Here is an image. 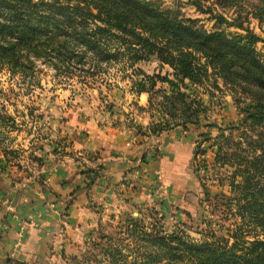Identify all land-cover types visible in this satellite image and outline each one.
Returning <instances> with one entry per match:
<instances>
[{
	"label": "rangeland",
	"instance_id": "374dc122",
	"mask_svg": "<svg viewBox=\"0 0 264 264\" xmlns=\"http://www.w3.org/2000/svg\"><path fill=\"white\" fill-rule=\"evenodd\" d=\"M159 1L196 20V25L206 31L213 30L216 14L231 23L234 19L244 22L245 28L260 37L255 48L264 61V19L253 18L254 9L248 5L224 11L213 5L214 0ZM221 28L231 35L247 34L236 26L223 24ZM71 47L75 54L84 52L83 48ZM118 58L105 62L94 53H87L83 60L69 55L63 58L67 63L58 62V70L50 63L56 61L54 57H44L35 61V73L27 79L13 76L7 68L0 69V206L11 203L13 193L30 191V196L50 204L63 201L66 210L62 215H68L80 192L91 189L105 175L107 161L123 155L130 163L132 179L124 185L138 194L119 192L121 203L114 201L110 206L88 201L80 217L87 219L79 223L76 219L71 228L75 240L54 264H141L147 253L156 250L131 234L133 223L138 221L150 229L154 226L167 233H184L199 242L208 240L212 233L228 238L235 228L212 207L201 206L205 196L200 177L206 179L212 195H229L227 184L217 181L224 169L214 167L215 143L222 129L228 134L227 127L242 118L239 107L253 106V101L224 87L222 81L221 92L210 84L197 87L186 81L188 89L179 84L180 89L202 104L201 124L180 125L154 134V125L163 119L160 104L172 90L169 83L156 77L176 82L174 72L155 57L135 68L126 55ZM94 130L121 132L120 141L131 153L119 154L116 140L109 143L111 149L88 151L84 145L87 139L95 138ZM75 142L80 146L73 147ZM175 145L183 155L165 159L163 152L167 154ZM60 168L73 170V177L81 175L85 185L60 195L51 178ZM69 181L59 184L64 188ZM48 193L55 200L50 201ZM23 222L30 223L27 218ZM7 262L24 264L15 259Z\"/></svg>",
	"mask_w": 264,
	"mask_h": 264
},
{
	"label": "trees",
	"instance_id": "16d2710c",
	"mask_svg": "<svg viewBox=\"0 0 264 264\" xmlns=\"http://www.w3.org/2000/svg\"><path fill=\"white\" fill-rule=\"evenodd\" d=\"M213 5L224 11L248 5L253 18L264 19V0H214ZM214 19L213 30L206 31L159 0H0V69L15 77L33 76L35 61L44 57H54L50 63L61 70L58 62L67 63L64 57L83 60L87 53L105 62L126 55L133 68L151 57L169 66L176 82L156 77L172 90L160 104L163 119L154 125V134L201 124L202 104L180 89H188L186 81L197 87L210 84L219 92L222 81L253 101V106L239 107L242 118L227 127L228 134L222 129L215 143L214 167L224 169L217 181L227 184L229 195H212L200 177L201 206L230 220L232 235L212 233L199 242L138 221L131 234L156 250L141 264H264V61L255 48L260 37L238 19L231 23L222 14ZM223 24L247 34H227ZM71 46L84 52L75 54Z\"/></svg>",
	"mask_w": 264,
	"mask_h": 264
},
{
	"label": "crops",
	"instance_id": "0c3cea01",
	"mask_svg": "<svg viewBox=\"0 0 264 264\" xmlns=\"http://www.w3.org/2000/svg\"><path fill=\"white\" fill-rule=\"evenodd\" d=\"M95 131V138L87 139L84 148L88 151H103L111 149L110 142L115 140L119 142L116 145V150L122 155L131 153V149L125 145L120 136L122 133L117 131ZM101 134V135H100ZM114 134V137L111 135ZM95 143V144H94ZM79 143L75 142L73 147ZM167 150V156L183 155L179 147ZM111 151H114L113 149ZM138 151L137 148L134 149ZM107 151L102 154L105 157ZM110 153L109 155H111ZM116 154V153H115ZM123 158V159H122ZM130 163L125 160L123 155L119 158H113V161H107L105 175L100 178L91 189L85 192H80L79 198L75 201L74 205L68 211V215H62L66 210V204L63 201H56L55 196L52 204L47 200L42 201L30 196L33 192L28 191L30 194H11V203L6 204L5 207L0 206V264H9V259H15L24 264H54L58 258L62 257V252L69 249L68 246L72 240H75L71 228L81 219V214L86 211L84 208L88 201H102L108 203L110 206L114 201L121 203V196L119 192L136 195L138 192L132 190L124 185L125 181L132 179L129 168ZM73 170L67 168H60L58 175H53V183L57 192L67 195L71 192L72 188L83 187L85 184L79 177L72 175ZM72 175V177H71ZM76 177V178H75ZM70 181L66 187H61V181L69 179ZM84 184V185H83ZM47 197L53 200V197L48 193ZM41 198H45L41 195ZM48 203V204H46ZM7 208V210L5 209ZM29 219L30 223L24 224L22 220ZM73 230V228H72ZM71 246V245H70Z\"/></svg>",
	"mask_w": 264,
	"mask_h": 264
}]
</instances>
